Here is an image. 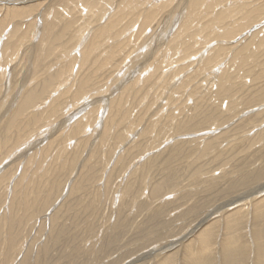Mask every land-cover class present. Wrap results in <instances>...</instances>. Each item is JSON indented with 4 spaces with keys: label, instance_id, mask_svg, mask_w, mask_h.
Segmentation results:
<instances>
[{
    "label": "rangeland",
    "instance_id": "374dc122",
    "mask_svg": "<svg viewBox=\"0 0 264 264\" xmlns=\"http://www.w3.org/2000/svg\"><path fill=\"white\" fill-rule=\"evenodd\" d=\"M236 1H241L243 3L244 0ZM35 2L36 1L33 3ZM176 2L175 0V3ZM208 2L211 1L208 0L204 4L207 5L209 4ZM216 7H219V5ZM216 7H212V9ZM104 9L105 8H103V10ZM77 10L80 13L78 11H73L70 20L67 18V20L62 21L61 25L57 24L60 26L57 27V30H55L56 32L49 37L50 39H44L47 42L45 45L47 47H42V50L39 49L42 34L40 35V30L37 31V24L40 26L41 21H36V24H34L35 27H26L24 25L21 26V21L19 20L17 26L19 30H16L15 37L12 38L13 46H27V43L28 45L32 43L31 47L34 50L26 52L24 62L30 60V65H32L31 63L33 61H35L33 63H36V59L39 57L40 66L37 69L41 77L38 79L40 81L35 80V78H31L30 81L31 66H29L30 69L28 72L27 69L24 71L23 63L21 65L18 59L17 62H20H18L19 65L14 62L13 71L8 70V74H6V77L8 76L13 79L11 85L9 84L10 88L18 84L17 91L22 81L28 82V80L30 84L33 82L34 85L40 82L39 86H42V81H45L46 77L51 74L56 76L58 82H56L55 79L49 87L51 88L50 92L45 94V97L43 96L42 99L37 102L41 103L42 100H45L43 102V106L45 105L43 109L41 108L37 113H34V108H29V113L25 111L23 113L24 117L21 119L19 118L15 125H10L12 131L4 135H1V133H3L6 128L1 124L3 122L9 124V122L1 118L2 115H0V137H5V139H0V141L4 143L8 137L12 139L9 143L10 146H7L4 150L2 149L3 145L0 144V150L2 151V153L0 152V162L3 159L2 157L7 156L5 152L18 142V133L21 131L24 132L22 129L18 128L19 123H22L24 118V124L29 125L30 123L32 126L31 129L27 128L26 130L32 132V130L35 131L36 129H40L43 125L41 127H39V125L43 122L47 121L48 123L51 120H56L62 113L69 112L65 113L69 115L70 111L73 110L76 112L81 110L84 106L86 110L81 115H78L77 118L79 119L76 118L78 121L74 119L75 121L72 120L70 123L63 125H60V121L62 122L63 120L57 122V125H59L58 127L56 125L52 129L53 131L49 134L52 136L48 141V143H55L57 146L46 143L47 145L45 144L42 147H45L42 151L34 152L33 150L29 153L30 159L28 164H16L15 160L3 173L0 179V264H129L131 262H134V264H157L168 256H173V259L175 258L172 264H179L180 249L182 247L184 248L186 245H191V243L197 246L198 236L206 229V226L213 231L214 241L216 243L220 242V228L222 222H219L220 227L216 225L220 215H216L217 217L215 218L212 216L208 224L206 223L201 226V222L207 216L208 211H213L222 204L229 203L247 192L252 190L255 191L259 187L264 186V173L261 174L263 171L261 169L264 168V47H260L259 51L257 42L253 41L248 43V40H245L247 43H244L245 41L241 42V47L243 45V49L246 51L243 60L238 58L235 51H233L235 55L233 52L229 53L231 44L228 42L232 40L233 37L223 38L219 37V34L217 35L223 28L218 26V24L222 25V22L215 23L214 20H211L213 18L212 16L209 20V16H214L213 12H216V10H214L208 12L209 15L205 18L206 20H201V22L199 21L200 23L198 20L192 21L193 25H197L198 28H207L206 32H203V34L197 37V41L203 44L201 43L202 45H199L197 43L194 50H198L201 46H203V48L205 47L206 50L204 54L206 55L205 57H207L216 47L220 48L225 44L224 48H222L223 52L217 54V57H219L218 59H221L219 63H217L218 65L216 64V66L215 62H213V65H209L206 69H200V71L196 73V70L199 69L202 62L200 61L201 63H197L198 60L194 57L189 58L191 60L195 59L194 61L196 62L192 61V63L189 58V60L186 58L182 61L181 59L184 55L182 51L178 52L177 50V56L173 58V60H180H178L179 62L169 61V64L171 62V67L173 66L172 69L175 71L171 74L170 71L172 70L165 68L168 67L166 66L168 57L163 56L165 54L164 52L163 55H161V48L158 47L165 39L164 35L169 29L166 27L168 25V19L165 20L166 22L164 21L161 23L164 25L162 26L164 27L162 32L165 31V33L156 37L154 42L148 41L149 43L142 47L143 49L141 48L140 54H144L149 49L146 46H149L151 43L152 46L150 48H156L157 54L160 55L159 57L162 60L164 72L171 78L175 77L173 81H175L177 85L172 87L173 81H171L167 89L160 92L156 91L147 98L143 97L147 94L142 93H139L137 96L133 95L128 97L126 95V97H122L123 103L119 105V117L117 116L111 121L112 129L108 132L101 123L104 117L110 113L105 114L102 118V110L103 112L107 111V103H105V100H100L108 96L111 97L109 100L110 102L114 101L117 92L115 94L111 93L113 89H115V85L117 86L120 81H124L134 70H138L143 62V58L134 60V62L130 64L129 70L127 69L125 71V67V73L123 71L125 75L121 73L122 68L118 73L116 72L111 79L109 78V80L107 79V76L110 74L109 71L107 73L108 69L105 70L106 72H104V69L103 71L101 70V72L104 73L100 75V78L95 79V81L99 80V82H93V86L96 88L93 89L94 87L91 85L92 88L90 87L88 91L86 90L83 95L80 94V91L78 92L77 86L79 82L78 84H75V82L73 84L72 81L71 84L67 85V88H64L66 91L68 89L71 91L66 94V91H63L64 86L59 87V83L62 80V77H60L62 75L59 71L62 70L61 72L62 74L65 73L63 76L66 78L68 71L66 72L65 70H70L73 65L71 63L74 62L77 64L76 67L80 66L82 64V57H79L78 50L73 52L74 55L70 58L68 57L67 61H65L66 59L64 56L67 55V51L72 50V47L76 45L78 39V35L76 34L77 30L84 25L86 27L89 21L97 22L103 12L100 11L99 13L96 9L94 10L96 11L98 19L95 18V21V19H92L91 14H81L86 8L83 11L82 7L79 6ZM202 14L201 17L203 18ZM24 15L30 14L26 12ZM31 15L32 17L28 21L33 20V14ZM89 18L90 20H86ZM78 19H80V21L77 23ZM205 24L210 26H206ZM259 24H256L251 30L254 31L261 26L264 27V22ZM36 32H39V34ZM209 32H212V34L209 35ZM65 33L66 35H64ZM147 33H149V31ZM16 34H21V37H19L20 39L17 38L18 36ZM207 35H209V37ZM261 35L263 36V34ZM144 36L145 35H142L141 39L138 41L140 45L147 40L144 39ZM208 40L211 42H208ZM218 40L226 42H224V44H218ZM179 42L180 41L176 43L175 40L174 43L170 44L169 41L171 47L167 45L168 54H172L173 48L176 50L175 46L178 47ZM209 45H211L212 48ZM213 45L215 47H213ZM1 46L0 44V51ZM49 48L51 50L55 49L51 51ZM46 52L49 53H47L48 56ZM9 53L10 55L8 54V57L12 56L15 52L9 51ZM33 58L35 60H33ZM61 61L63 63H60ZM180 61L181 63L183 62V64H181ZM186 64L188 65L186 66ZM192 66L194 68L190 70L189 68H192ZM222 66H224L223 68L225 69L228 68V71H232V77L229 79V84L226 85L225 90L220 91L219 96H214L215 94L213 93L218 89L217 74L221 73L219 69H222ZM89 67L86 66L84 67L85 69L83 68L85 72ZM176 68L178 70H176ZM1 71H3V69ZM57 73L58 75H56ZM22 74L25 77H23ZM195 75L196 77H194ZM116 77L119 80L117 83L113 84ZM187 77H191V79L188 84L186 82L187 86L181 87L180 90L178 86L184 83ZM5 80H7V78ZM77 81H79V78ZM106 82L108 86L113 84L111 90L106 89ZM213 82L215 83L213 84ZM142 84L143 82H141L140 85ZM101 87H104L103 92L108 91L109 95L106 93L105 95H101L103 93L101 92L100 94ZM72 89H74V93ZM135 93H137V90H135ZM58 94L59 96H57ZM72 94L73 96L71 97ZM76 95H78L79 98ZM82 96H85L84 100H81L83 99ZM91 96L93 97L92 99ZM187 96L191 98L188 99ZM1 97L2 96H0V99ZM58 97L59 99H57ZM201 97L203 100H201ZM49 98L54 99L56 102L58 101L57 104H59L52 106V102L49 101ZM94 99L96 102H94ZM77 100H80L79 103ZM48 103H50L51 106ZM80 103H82V105H80ZM7 104L10 105L9 102ZM78 104L80 106H78ZM206 104L208 106H205ZM147 106H149L150 110ZM71 107L72 109H69ZM100 107L101 109H99ZM199 107L209 113L212 112L208 121H206L207 118L200 119V117H198L199 110L194 109ZM203 107L207 108V110ZM211 107L213 109H211ZM49 108L50 110H48ZM65 109L67 111H65ZM150 112L152 113V119H154L152 120L154 124L152 128L149 124V126L147 125L148 122L146 121ZM145 116H148L147 119H145ZM33 121H38V125H34ZM105 121L106 124L109 123L107 118ZM197 121L198 123L201 121V124H197ZM78 122H83V124L80 123L79 125ZM72 125L77 127L78 130H73L75 128ZM92 125L94 129L93 133L96 132V135L91 133L90 129L87 130L88 132H83L84 129ZM202 125L204 126L201 127ZM163 127L164 129H162ZM207 132H210L211 135ZM80 135L83 136L78 138ZM71 138H74V140ZM207 142L211 146L213 145V147H211V150L205 152ZM87 143L89 145H86ZM24 159L25 156L19 158L17 163ZM23 175H26L24 176L26 178L23 177L25 180L22 178V181L21 177ZM12 176L22 183L17 185L18 188L16 189L17 191L15 190L16 192L14 195L11 194L13 192L11 185L14 178L9 180ZM9 184L10 187H8ZM6 185L8 186L6 187ZM26 185H28V188ZM71 186L74 190L72 192ZM73 186H77L76 189ZM157 188L162 189L161 192L155 196L153 191ZM23 192H25V194ZM263 196L264 195L260 197L263 198ZM239 205H241L242 210H244L242 212L245 214L244 220L246 221L248 219L247 215L250 214V209L246 207L247 204ZM234 207L235 206H231V208L229 207V209H226L225 211H228L227 213L225 211L224 213L221 212V217L223 218L225 215L227 216L230 214ZM244 220H242L241 224L242 229L244 228V230L250 232L252 228V239L250 240L249 237H247V239L250 240L249 244L251 241L254 242V244L256 243L254 233L258 230L259 232L261 231L260 234L262 238L260 241L262 240L264 246V215L263 217L261 216V220L259 219L256 222H251L250 227L248 226L249 223L247 224V221L245 222ZM212 221H214V223ZM212 225L213 227L215 226V230L212 229ZM198 227L201 228L199 229ZM254 230L255 232H253ZM185 234L188 235V237L179 243L183 245L179 246L178 244L172 250L162 252V248L171 240L175 241L176 239H180L184 237ZM235 235L241 238V235ZM240 240L241 239H239V241ZM218 243L216 245H219ZM237 244H239V242ZM216 247L217 246H214L213 249H216ZM253 248H256V244L250 247V250H252L250 251L251 254L254 252ZM235 252L236 255H239L240 250L236 249Z\"/></svg>",
    "mask_w": 264,
    "mask_h": 264
},
{
    "label": "bare ground",
    "instance_id": "6f19581e",
    "mask_svg": "<svg viewBox=\"0 0 264 264\" xmlns=\"http://www.w3.org/2000/svg\"><path fill=\"white\" fill-rule=\"evenodd\" d=\"M32 1L33 2L36 1V2L33 3ZM176 1L177 2L175 3V0H0V44L2 45L1 46V51H0V96H2L1 99H0V115H2L1 118L5 119L6 121L8 120V122H9V124H5L4 122L1 124V125H3L6 128V130L3 133H1V135H4L7 132L12 131V129L10 128L11 127L10 125H15L18 122L19 118L21 119L22 117H24L23 113L25 111L28 112L29 108H34V111H33L34 113H37L39 111V109L41 110V108L42 109L44 108L45 105L43 106V102L45 100H42L41 103H37V102H39V100H41L43 96L45 97V94L50 92L51 88H49V87H50V85H52L53 81L56 79V76L54 74H51L48 77H46L45 81L44 80L42 81V86H39L40 82L39 83L37 82V84L34 85L33 82H31V84H30L29 80H28V82L27 81H22V84H20L19 89L17 91H16V89L18 87L17 86L18 84H16V86L13 87V88L9 87V84L11 85V82H13L12 81L13 79H11V77H8V76L6 77V74H8L7 73L8 70L9 71H13L14 65H15L14 62L17 63V65H19L18 64L19 61L21 62V65L23 63V70L26 71V69H27V72L30 69L29 66H31V72H30L31 76L29 77L30 81H31V78H33V79L35 78V80H38L39 77H41V76H39V71L37 69L40 66L39 65V60H38L39 57L36 59L37 60L36 63H33L35 61H33L31 63L32 65H30V60H26V62H24L25 61L24 58L26 56V52H28V51L31 52V51L34 50L31 47L32 43L29 44V45L27 43V46H24V45H22V46H15L14 45L13 46V44H12V38L15 37V32L18 29L17 26H18L19 20L21 21L20 25L21 26L24 25L26 27H30V26L33 27L34 24H36L35 23L36 21H39V22L41 21V23H40L41 25L39 26V24H37L38 25V29L36 28L37 31L40 30V35L42 34V39H41V41L39 43L40 47L38 46L39 49H41L42 47L44 48V46L47 43L44 39H48L52 34H54L56 32L55 30H57V27H59L61 25L63 20H67V18H69V20H70V18L72 17L73 11H78L77 8L79 6L82 7L83 11L86 8V10L83 13H81V14H85V15L86 14H91L92 19H95V18L97 19L96 11H94L95 9L97 11H99V13H100V11H103L102 15L99 18V20L97 19L98 20L97 22L89 21L86 24V27L84 25L83 27H81V28H79L77 30V33L75 32L78 35L77 43H76V45L74 47H72L73 49L74 48L75 49L67 51L66 52L67 55L64 56V58L66 59L65 61H67V58L68 57L69 58L72 57L74 55L73 52L78 50L79 55H80L79 57H82V59H81V63L82 64L80 66L76 67L77 64L75 62L71 63L73 65L71 66L70 70H65L66 72L68 71V74L66 75V78H64V76H63L65 73L62 74V72H61L62 70L59 71L60 74L62 75V76H60V77H62V80H61V82L59 81L60 82L59 83V87L64 86L63 87V89H64V88H67V85L71 84L72 81H73V84H74V82H75V84H78V82H79V84L77 86L78 87V92L80 91V94H82V95L85 94L84 92H86V90L88 91L90 89L91 85L92 86L94 85L93 82L95 81V79L100 78V75L102 73L106 72L105 71L106 69H108L107 73H108V71L110 73L108 76L106 75L107 79L109 80V78L111 79V77L114 74H116V72L118 73V71L121 70L122 68L123 69H122L121 73L124 74L127 69L129 70V68L131 66L130 64H132L134 62V60H136V59L139 60V59L143 58V60H142L143 62L141 63V66H140V68L138 70H136V71L134 70L132 72V74H129V76H127L125 78L124 81H120L117 84V86L115 85V89H113V92L111 93V94H115L117 92V94L115 95L116 97H115L114 101H112V102L109 101L111 97L107 96L108 98L107 97L103 98L101 96L103 99L100 100V101L105 100V103H107V111L103 112V110H102V118L105 116V114H107V113H110V114L106 115L104 117L102 123L101 122L100 123L104 126V128L106 130H108V132L112 129L111 128V126H112L111 125V121L114 120L117 116L119 117V114H120V106L119 105H120V103H123V98L122 97H126V95L128 97L129 96H133V95L137 96V95H139V93H142V94H147L146 96H143V97L147 98L148 96L152 95L156 91L160 92V91H163V90L167 89V87L169 86L171 81H173V79L175 78V77L171 78L167 73L164 72L165 70L163 69L162 60L159 57L160 55L157 54V49L156 48H153V47L150 48L152 46L151 43L149 44V46H146L149 49L144 54H140V50H142L143 49L142 47H144L145 45H147V43H149L148 41L154 42L156 40V37H158L160 34L162 35L163 33H165V31L162 32L163 29H164V27H162V26H164V25L161 24L165 20L168 19V22H167L168 25L166 27H168L169 29L166 31V33L164 35L165 39L162 41L161 45H158V47L161 48V51H162L161 55H163V52H164L165 54L163 56L168 57V60H167V63H166V66H168V67H165V68H168L169 70H172V71H170L171 74H173L175 71L172 69L173 66L171 67V62L169 64V61L170 60L174 61L173 58H175L177 56V50H178V52L182 51V53L184 55V57L181 59L182 61L184 59H186V58H187V60H189L190 59L189 57H192V58L194 57L195 59L198 60L197 63H199L200 61L202 62V63L200 62L201 65H200L199 69L196 68L197 69L196 73L199 72L200 69H204V68L206 69L213 62H215V65L217 63H219V60H221V59H218L219 57H217V54L220 53V52H223L222 48H224V45H225L224 42H226V41L218 40L217 43L218 44H220V43L224 44L223 47H220V48L216 47V49L211 51L212 53L210 52L209 55L207 54L208 56L205 57L206 56L204 54V51L206 50L205 47L203 48V46H201V47L199 46L200 48H198V50H196V51L194 50V48H195V46H197L196 45L197 43L199 45L203 44L202 42H200V41L198 42L197 41V37H198V35L203 34V32H206L207 28H198L197 25H193V22L196 21V20H198V22L199 21L201 22V20H206L205 18H207L208 15H209L208 12H212V11L216 10L217 8L218 9L216 10V12H213L214 16L213 15L209 16V20H210V17L212 16L213 18L211 20H214L215 23L222 22V25L218 24V26L223 28L222 30H220L217 33V35L219 34V37H223V38L233 37L232 40H230L228 42L229 44H231V47L229 48V53L235 51L237 56H238V58L243 60L244 55H246L245 54L246 51H245V49H243V45L241 47V42H243L245 40H248L247 41L248 43L253 42V41L257 42V44H258L257 46L259 47V51H260V47H264V27L261 26L260 28L254 30V31L251 30L254 26H256V24L264 22V0H244L243 3L241 1H236V0H210L211 2H208L209 4H207V5L204 4V3L206 1H208V0H176ZM61 4H62V6H61ZM212 4H215V5H212ZM20 5H24V6H20ZM217 5H219V7H216ZM212 7H216V8L212 9ZM103 8H105V9L103 10ZM26 12L29 13L30 15H24V14H26ZM31 14H33V18H32L33 20L28 21L32 17ZM201 14H202L203 18L201 17ZM80 19H78L77 23L80 21ZM96 19H95V21H96ZM86 20H90V18L86 19ZM57 24H60V25L58 26ZM205 25L206 26H210L208 24H205ZM39 27H40V29H39ZM165 30H166V28H165ZM148 31H149V33H147ZM146 33H147V36H146ZM221 33H222V35H221ZM37 34H39V32ZM210 34H212V32H209V35ZM261 34H263V36ZM20 35H17L18 36L17 38L21 37ZM64 35H66V33ZM142 35H145L144 39H147V40H145L140 45V43H138V41L141 39ZM209 35H207V36L209 37ZM259 35H261V36H259ZM175 40H176V43H178V41H180L179 45H178V47L175 46L176 50H174V48H173L172 54H168L169 51H168L167 45H169V41H170V44H171V43H174ZM38 42H39V39H38ZM38 42H37V44H38ZM208 42H211V41L208 40ZM247 42L245 41L244 43H247ZM22 43H23V41H22ZM34 44H35V42H34ZM209 44H211V43H209ZM205 45H206V43H205ZM209 46L211 47V45H209ZM252 46H254V45H252ZM38 47H37V49H38ZM46 47L47 46H45V48ZM213 47H215V46L213 45ZM244 47H245V45H244ZM54 49H52V50H54ZM256 49H258V48H256ZM9 51L10 52H15V53H13L12 56L8 57V54L10 55ZM208 51H209V49H208ZM235 52H233L234 55H235ZM256 52H257V50H256ZM47 53L48 52H46V54ZM182 53H181V55H182ZM48 54H47V56H48ZM231 57H233V56H231ZM18 59H19V61L17 62ZM33 60H35V59L33 58ZM59 60H61V59H59ZM178 60H180V59H178ZM194 60L192 59L191 62L192 61L196 62ZM177 61H174V62H177ZM163 62H164V60H163ZM226 62H228V61H226ZM60 63H63V62L61 61ZM180 63H181V61H180ZM1 64H2V66H1ZM181 64H183V62ZM89 65H90V67H89ZM187 65L188 64H186V66ZM189 65H190V63H189ZM195 65H193V66H195ZM63 66H65V65H63ZM86 66L89 67V68L88 69L86 68L87 71L85 72V70H84L85 68L84 67H86ZM193 66H192V68H189V67L188 68L191 70V69L194 68ZM223 67L224 66H222V69H219V70H221L220 71L221 73L217 74L218 89H217V91L215 93H213V94H215L214 96H219L220 95L219 94L220 91L225 90L226 85L229 84V79L232 77V75H231L232 71H228L227 70L228 68L225 69ZM124 68H125V71H124ZM2 69H3V71H1ZM103 69H104V72H101V70L103 71ZM185 69H186V67H185ZM176 70H178V69L176 68ZM123 71H124V73H123ZM56 75H58V73ZM185 75H186V73H185ZM206 75H207V73H206ZM17 76H18V74H17ZM1 77H2V79H1ZM23 77H25V76L23 75ZM194 77H196V75ZM6 78H7V80H5ZM78 78H79V81H77ZM103 78H104V76H103ZM214 78H215V76H214ZM121 79H123V78H121ZM190 79H191V77L190 78L187 77L185 79L184 83H182L180 86H178V87H180V90H181V87H183V86L186 87L187 86V84H188ZM206 79H207V77H206ZM101 80H102V77H101ZM118 80L119 79L116 77L115 80L113 81L114 83L113 82L112 83L115 84V83H117ZM38 81H40V80H38ZM20 82H21V80H20ZM56 82H58L57 79H56ZM95 82L97 83V82H99V80L95 81ZM141 82H143L142 85H140ZM186 82H187V84H186ZM175 83L176 82L173 81L172 87H175L177 85ZM214 83L215 82H213V84ZM32 84H33V87H32ZM113 84L108 86L107 82H106L105 83L106 89L111 90V87H112ZM52 88H53V86H52ZM72 88H73V86H72ZM95 88L96 87H94L93 89H95ZM209 88H211V87H209ZM73 90L74 89H72V92H73ZM100 90H101L100 91V94H101V92H103V90H104V87H101ZM135 90H137V93H135ZM63 91L65 92L66 90L64 89ZM69 91H70V89H68L65 93L67 94V92H69ZM105 93L107 95H109L108 91L103 92L101 95H103V94L105 95ZM59 94L57 96H59ZM78 95H76V96H78ZM72 96H73V94L71 95V97ZM179 96H181V95H179ZM84 97L85 96H82L83 99H81V100H84ZM155 97H156V95H155ZM78 98H79V96H78ZM92 98L93 97L91 96V99ZM178 98H180V97H178ZM190 98L188 97V99H190ZM57 99H59V97ZM98 99H101V98H98ZM47 100H48V98H47ZM53 100L54 99L49 98V101L52 102L51 105L55 106L58 101L56 102L54 100V102H53ZM201 100H203V98ZM74 101H76V100H74ZM79 101H78V103H79ZM8 102L10 103V105L7 104ZM65 102H66V100H65ZM94 102H96L95 99H94ZM63 103H64V101H63ZM48 104L50 105V103H48ZM80 105H82V103H80ZM80 105L78 104V106H80ZM186 105H187V103H186ZM149 106H147V107L150 110ZM205 106H208V105L206 104ZM211 106H212V104H211ZM61 107H62V105H61ZM64 107H66V106H64ZM81 107H83V106H81ZM87 107H89V106H87ZM101 107L99 109H101ZM203 108H205V107H203ZM66 109H65V111H67ZM69 109H72V107L69 108ZM99 109H98V112H99ZM211 109H213V108L211 107ZM48 110H50V108ZM60 110H61V108H60ZM85 110H86V107L84 106L81 110H78L76 112L73 111V110L70 111L69 115L65 114V113H69V112H65L64 111L65 113H62L60 116H58V118L56 120L55 119L51 120L48 123H47V121L43 122L42 124L39 125V127H41L43 125L40 129H36L35 131L32 130V132H29V131L26 130L27 128L31 129L32 126H31L30 123H29V125L24 124L25 123V120H24L25 118H24L22 123L20 122L19 125H18V128L22 129L24 132L21 131V132L18 133V142L15 145L11 146L12 148L8 149L5 152L6 153L5 155H7V156L2 157L3 159L0 162V179L2 178L3 173L5 172L6 168L10 167L9 165L12 164L15 160H16V164L23 163V165H26V164H28V161L30 159L29 158V153L31 151H33V150H34V152H37V151H40V150L42 151L45 148V147L44 148H42V147L46 143H48L49 139L51 138L52 135H49V134L53 131L52 129L57 125V122H59L60 120H63L62 122L60 121V125L70 123L72 120L76 119L78 117V115H81L83 112H85ZM194 110H199L198 111V117H200V119L207 118L206 121H208L209 117H211L210 114L212 112L209 113L207 111H204L203 109H200V107L197 108V109H194ZM205 110H207V108H205ZM57 111H58V109H57ZM124 111H122V112H124ZM155 113H157V112H155ZM121 115H123V114H121ZM151 115H152V113L150 112V114L148 115L149 117L147 116L148 119H147L146 116H145L146 118L145 117L144 118L147 119L146 120L148 122L147 125L149 124L150 127L152 128V126L154 125L152 123V120H154V119H152ZM67 117H69V118H67ZM80 118H82V117H80ZM102 118H101V120H102ZM106 118H107V120L109 122L108 124H106V121H105ZM161 118H162V116H161ZM77 119H79V118H77ZM215 119H216V117H215ZM95 120H96V118H95ZM198 121H197V124L200 125L201 121L199 123H198ZM33 122H34V125L35 124L38 125V121H33ZM120 122H121V120H120ZM80 123L83 124V122H80ZM80 123L78 122L79 125H80ZM92 123H94V122H92ZM171 123H173V122H171ZM58 125H57V127H58ZM124 125H125V123H124ZM147 125H146V128H147ZM204 125H202L201 127H203ZM44 126H46V127H44ZM81 126H80V128H81ZM164 127L162 129H164ZM74 128L75 129H73V130H75V131L78 130L77 127H74ZM130 128H132V127H130ZM88 129L91 130V133L94 132L93 125L89 126L86 129H84L83 132H88L87 131ZM119 129H121V128H119ZM119 129H117V130H119ZM57 130H58V128H57ZM93 134L96 135L97 133L95 132ZM208 134H210V132ZM82 136L80 135L79 137L78 136H76V137L80 138ZM140 136H142V135H140ZM63 137H64V134H63ZM201 137L205 138L203 136H201ZM211 138H210V140H211ZM0 139H5V137L1 136ZM71 139L74 140V138H71ZM201 140H203V139H201ZM11 141H12V139L10 137L6 138V141L4 143H2L0 141V144L3 145L2 149L4 150L7 146H10L9 143ZM50 141H52V140H50ZM56 141H57V139H56ZM203 142H205V141H203ZM210 142H212V141H210ZM215 142H217V141H215ZM48 144L56 145L55 143H48ZM86 145H89V144L87 143ZM211 147H213V145L211 146L207 142V146H206L205 152L208 151V150H211ZM86 150H87V148H86ZM123 151H124V149H123ZM0 152L2 153L1 150H0ZM174 154H175V152H174ZM119 155H120V152H119ZM23 156H25V159L23 161H20V162L17 163V160H19V158H21ZM32 164H33V162H32ZM261 170H263L262 173H261V174H263L264 173V168H262ZM13 176L10 177L9 180L14 178ZM24 176H26V175H23L21 177L22 181H23L24 178H26ZM34 177H35V175H34ZM35 179H36V177H35ZM20 183H21L20 181H18V180H16V178H14V181H13V183L11 185V189L13 191L11 194L14 195V193L17 191L16 189L18 188L17 185L20 184ZM28 184H29V182H28ZM260 185H261V183H260ZM7 186L8 185H6V187ZM20 186H19V188H20ZM8 187H10V184H9ZM26 187L28 188V185H26ZM73 187H75V186H73ZM76 187H75V189H76ZM161 189L157 188L156 190L153 191L155 196L158 195L161 192ZM72 191H74V190H73V188L71 186V192ZM23 193L25 194V192H23ZM262 195H264V186L263 187H259L255 191L252 190L250 192H247L243 196L241 195L240 197L232 200L229 203L227 202L225 204H222V205L218 206L216 209L213 208L214 209L213 211H211V210H210V212L208 211L207 212L208 213L207 216L201 222V226H203L206 223L208 224V221H209L210 218H212V216H213V218H215V217L220 215L219 221H218V223H216V225H219V222H222L221 228H220L221 239H220L219 243L217 242L219 245H216L217 243L214 241L213 231H211V229H208L207 226H206V229L201 233V235L198 236L197 243H196L197 246L193 245L191 243V245H186V246H184V248L182 247L180 249L181 253L179 255L180 256L179 264H264V246L262 244V240L260 241V239L262 238L261 234H260L261 231L260 232L258 230H257V232H255V230L253 231V232H255L254 233V239H256V243H255L256 244V248H253L254 252H252V254H251L250 251H252V250H250V247L252 245H255L254 242H252V241L250 243L251 245L249 244V241L252 239V237H251L252 236V232H251L252 228L250 229V232L244 230V228L242 229V227H241L242 225L241 224H242V220H244V218H245V214H244V212H242L244 210H242L241 205H239V204H243V205L247 204V206L246 205L245 206L248 209H250V214L247 215L248 219L246 220L247 224L249 223L248 226L250 227L251 226V222H256L259 219L261 220V216L263 217V215H264V201H263L264 200V196H263V198L260 197ZM16 198H17V196H16ZM165 198H166V196H165ZM231 206H235L234 208H232V212L230 214H228L227 216L225 215L222 218L221 217V215H222L221 212L224 213V211L226 209H229V207L231 208ZM7 211H8V209H7ZM225 212L227 213L228 211H225ZM249 217H250V219H249ZM212 222L214 223V221H212ZM212 227H213V225H212ZM219 227H220V225H219ZM219 227H218V229H219ZM245 227H246V225H245ZM198 228L200 229L201 227H198ZM216 228H217V226H216ZM212 229L215 230V226ZM218 229H217V232H218ZM241 229H242V231H241ZM192 231H194V230H192ZM236 231H237V233H236ZM247 232H248V234H247ZM235 234L241 235V238L240 237H236ZM187 237H188V235L185 234V236L181 237L180 239H176L175 241L171 240L165 247L162 248V252H167L169 250H172L176 245H178L180 242L185 240ZM247 237H249L250 240H248ZM239 239H241V240L239 241ZM243 240H244V242H243ZM238 242H239V244H237ZM180 245H183V244H179V246ZM214 246H217L216 249H213ZM236 249L240 250L239 255L235 254L236 253L235 252ZM243 252L245 253V255H244ZM155 254H153V255H155ZM148 255H149V253H148ZM251 255H252V257H251ZM174 260H175V258L173 259V256H168L165 259H163L160 262H158L157 264H172V261H174ZM129 264H134V262L133 263L131 262Z\"/></svg>",
    "mask_w": 264,
    "mask_h": 264
}]
</instances>
